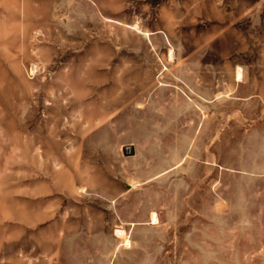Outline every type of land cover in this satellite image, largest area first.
Listing matches in <instances>:
<instances>
[{
	"label": "rangeland",
	"instance_id": "obj_1",
	"mask_svg": "<svg viewBox=\"0 0 264 264\" xmlns=\"http://www.w3.org/2000/svg\"><path fill=\"white\" fill-rule=\"evenodd\" d=\"M0 264H264V0H0Z\"/></svg>",
	"mask_w": 264,
	"mask_h": 264
},
{
	"label": "water",
	"instance_id": "obj_2",
	"mask_svg": "<svg viewBox=\"0 0 264 264\" xmlns=\"http://www.w3.org/2000/svg\"><path fill=\"white\" fill-rule=\"evenodd\" d=\"M123 153L125 155H133L134 154V147L132 145H129V146H125L123 149H122Z\"/></svg>",
	"mask_w": 264,
	"mask_h": 264
},
{
	"label": "bare ground",
	"instance_id": "obj_3",
	"mask_svg": "<svg viewBox=\"0 0 264 264\" xmlns=\"http://www.w3.org/2000/svg\"><path fill=\"white\" fill-rule=\"evenodd\" d=\"M171 55V54H170ZM156 214L155 213H152L151 214V220H152V222H155L156 221ZM117 234H119V235H122V231L121 230H117V232H116Z\"/></svg>",
	"mask_w": 264,
	"mask_h": 264
}]
</instances>
